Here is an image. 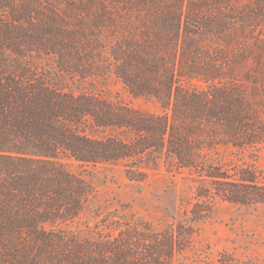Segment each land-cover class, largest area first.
Here are the masks:
<instances>
[{
  "label": "trees",
  "instance_id": "1",
  "mask_svg": "<svg viewBox=\"0 0 264 264\" xmlns=\"http://www.w3.org/2000/svg\"><path fill=\"white\" fill-rule=\"evenodd\" d=\"M111 76L160 112L105 96ZM263 153L264 0H0V264H175L216 201L264 204ZM66 160L188 171L191 222L81 233L94 187Z\"/></svg>",
  "mask_w": 264,
  "mask_h": 264
},
{
  "label": "rangeland",
  "instance_id": "2",
  "mask_svg": "<svg viewBox=\"0 0 264 264\" xmlns=\"http://www.w3.org/2000/svg\"><path fill=\"white\" fill-rule=\"evenodd\" d=\"M98 88L113 101L142 111L160 112L154 98L132 96L114 76ZM259 161L264 168V153ZM65 164L94 187L87 208L71 225L81 233L87 234L109 213L142 216L160 227L190 221L196 179L188 171H170L162 163L145 180L135 181L129 180L123 167L117 165L83 164L74 160H66ZM191 224L194 227L191 243L175 264H203L206 259H216L222 251L254 264H264V204L245 206L219 200L207 219Z\"/></svg>",
  "mask_w": 264,
  "mask_h": 264
}]
</instances>
